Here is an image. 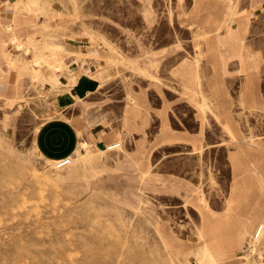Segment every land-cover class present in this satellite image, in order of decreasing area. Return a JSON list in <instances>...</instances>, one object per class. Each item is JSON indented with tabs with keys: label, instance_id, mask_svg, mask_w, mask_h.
Returning <instances> with one entry per match:
<instances>
[{
	"label": "rangeland",
	"instance_id": "374dc122",
	"mask_svg": "<svg viewBox=\"0 0 264 264\" xmlns=\"http://www.w3.org/2000/svg\"><path fill=\"white\" fill-rule=\"evenodd\" d=\"M14 1L38 32L0 21V264H264V0Z\"/></svg>",
	"mask_w": 264,
	"mask_h": 264
},
{
	"label": "crops",
	"instance_id": "0c3cea01",
	"mask_svg": "<svg viewBox=\"0 0 264 264\" xmlns=\"http://www.w3.org/2000/svg\"><path fill=\"white\" fill-rule=\"evenodd\" d=\"M250 5L252 7H258L260 5V1L261 0H248ZM10 3V0H0V21H3V22H9L11 21L12 23H15L17 27H22L24 28V31L28 32V33H36L38 32L36 30V25L35 24H32L34 21H33V17L29 14H22V15H17L15 16L14 12H12V9L8 8L7 7V3ZM9 20V21H8ZM248 22H249V16H248ZM81 41H77L75 42V47L78 51H84L87 50L85 47L88 46L87 44H83V43H80ZM96 52V51H95ZM99 54V51L96 52V54ZM95 57H90L88 58V61H84L83 58L81 60H79V63L78 62H75V64H72L73 66V72L72 73H75L77 75V78H76V81H104V79L106 78V76L108 75L107 71L108 69L107 68H100V71H98L97 73L93 74L92 77L91 76H86V72L88 71H91L92 70V64L94 65H97V61L94 59ZM78 66V67H77ZM77 67V68H76ZM76 68V69H75ZM76 70V71H75ZM78 70V72H77ZM3 81H8L4 86H3V91L4 93L6 94H14L15 93V88L13 87V85L15 84V81H18V71L17 69L15 68H12L10 71L6 72V74H4V78L2 79ZM247 84V81H245ZM243 103H244V99H242ZM75 105H65L63 108H62V111L65 112V114L69 117H70V111H71V107H74ZM245 106L247 108H251L253 106H247L245 104ZM73 127H76L77 125H73V124H70V123H67ZM127 127V125H126ZM90 131L93 133L94 135V138H95V145H97L98 143H108L110 142L114 137L112 135V133H110V131H101V133L99 132L100 135H98L97 132H94L91 128H90ZM119 131H115V133H118ZM98 142V143H97ZM192 168H190V171H191ZM163 171L162 172H159L157 173V181H158V188L162 189V183L161 181H159V175L163 176V175H166V174H174V172L170 171V170H166V167H164V169H162ZM231 188V186H230ZM230 188L228 191H224V202H223V208L224 210L223 211H219L221 214V216L223 214H225L228 210V206H227V197L229 196V191H230ZM162 192V194L165 195V193L163 192V190H160ZM227 225H229L232 229L237 227L238 226V221H228L226 222Z\"/></svg>",
	"mask_w": 264,
	"mask_h": 264
},
{
	"label": "bare ground",
	"instance_id": "6f19581e",
	"mask_svg": "<svg viewBox=\"0 0 264 264\" xmlns=\"http://www.w3.org/2000/svg\"><path fill=\"white\" fill-rule=\"evenodd\" d=\"M20 2H22L21 0H18V1H14V7L15 8H18L20 6ZM16 47H27L29 45V42L21 37L20 35L18 34H15L12 36V38L10 39ZM29 50V49H28ZM37 61V60H36ZM129 63V62H128ZM132 68V67H131ZM153 76V74H151ZM200 75V74H199ZM199 77V76H198ZM200 79V77H199ZM200 93V92H199ZM203 97V96H202ZM137 102V101H136ZM138 105H141V102H137ZM203 104V103H202ZM203 106V105H202ZM201 106V107H202ZM222 106H224V109H226L227 111L226 114H227V117H228V104H227V100H223L222 102ZM248 106V105H247ZM205 111V110H203ZM224 114V113H223ZM65 123V122H64ZM229 128L233 131L237 130L236 129V125L233 123V121L231 120V118H229ZM57 132V131H56ZM61 132V131H60ZM56 139V138H55ZM85 142V141H84ZM82 144V143H81ZM84 145H87V142L86 143H83V147ZM83 150V149H82ZM60 156L59 157H63V156H66L69 152V147L66 143H62L60 144V147H59V150H58ZM232 160H233V163H234V167L235 169L238 171H240L245 165H246V161L243 157L241 156H237V155H232ZM64 158H61L60 160H62ZM145 163V162H144ZM145 174V172L143 173V175ZM139 174L137 173V177L135 178L137 180V182L141 183V181L139 180ZM144 177V176H143ZM135 186L139 187V189L141 188V185L139 184H136ZM261 189V188H260ZM262 190V189H261ZM181 192V191H180ZM207 213V211H206ZM261 229V227L258 228V231ZM203 261V260H202ZM259 262V261H258ZM264 263V260L262 261ZM258 264V263H257Z\"/></svg>",
	"mask_w": 264,
	"mask_h": 264
},
{
	"label": "built area",
	"instance_id": "2783aa9c",
	"mask_svg": "<svg viewBox=\"0 0 264 264\" xmlns=\"http://www.w3.org/2000/svg\"><path fill=\"white\" fill-rule=\"evenodd\" d=\"M67 162H68V158H64L62 160H59L56 165H57V167H61V166L65 165Z\"/></svg>",
	"mask_w": 264,
	"mask_h": 264
}]
</instances>
